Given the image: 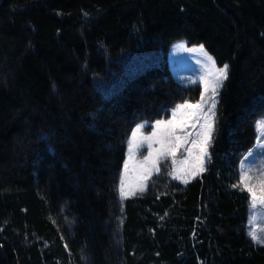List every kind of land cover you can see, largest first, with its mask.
<instances>
[{
	"label": "trees",
	"instance_id": "obj_1",
	"mask_svg": "<svg viewBox=\"0 0 264 264\" xmlns=\"http://www.w3.org/2000/svg\"><path fill=\"white\" fill-rule=\"evenodd\" d=\"M180 39L229 66L203 170L163 162L122 199L134 126L199 99L167 65ZM258 121L264 0H0V264H264L239 177Z\"/></svg>",
	"mask_w": 264,
	"mask_h": 264
},
{
	"label": "rangeland",
	"instance_id": "obj_2",
	"mask_svg": "<svg viewBox=\"0 0 264 264\" xmlns=\"http://www.w3.org/2000/svg\"><path fill=\"white\" fill-rule=\"evenodd\" d=\"M207 57L211 56L201 45L189 46L183 39L173 41L168 47L166 60L172 74L184 85L199 84L200 96L196 102L181 103L186 105L182 109H178L179 105H177L170 110L166 119L158 120L171 123L157 127V121L151 124L147 121H139L134 126L128 139L124 163L119 174L118 192L120 198L123 199L142 192L150 177L158 172L157 169H160L163 162L169 163V174L181 183H187L203 170L207 156L204 154L202 145L204 134L208 130L207 125L211 123V120L208 119L211 115L208 109L213 103V98L217 104L219 96L218 94L213 97L212 85L216 79V72L223 67L217 66L215 63L213 65V59L209 61ZM152 59L154 57L148 55L144 57V60L141 59L134 64L128 62L129 65L126 66L129 68L128 75H132L131 68L139 64L147 66ZM224 83L225 80H223V85ZM206 85L207 91H205ZM222 87L217 89L218 93ZM196 104H200L201 107L187 106ZM138 125H144V127L133 138L132 132ZM148 125L151 128L146 131ZM146 137L151 139H145ZM177 137H180L179 141H177ZM193 140L197 143L193 144ZM255 149V151L251 150L244 154L240 162L239 177L240 182L250 194L251 205L253 204V191L255 192L256 207H252L251 234L264 239V203L261 202L264 199V190H262L264 175L261 174L264 172V130H259ZM206 151H208V147ZM161 152L164 153L163 158H160ZM153 161H156L155 165ZM242 173H247L243 181L241 180Z\"/></svg>",
	"mask_w": 264,
	"mask_h": 264
},
{
	"label": "snow or ice",
	"instance_id": "obj_3",
	"mask_svg": "<svg viewBox=\"0 0 264 264\" xmlns=\"http://www.w3.org/2000/svg\"><path fill=\"white\" fill-rule=\"evenodd\" d=\"M182 47V45H181ZM201 51H203V49H201ZM209 59V61H212L211 57H207ZM213 65H214V61H212ZM228 65H224L222 68H219L218 71L216 72V79L213 82L212 85V91H213V97H215L216 95H218V91L217 89L219 87L223 86V80H226L228 78ZM205 91H207V85L205 86ZM202 99H203V93H202ZM186 105L185 104H181L178 106V109H182L184 108ZM193 108H200L201 105L200 104H196V105H187ZM216 101L213 98V103L211 105V107L208 109V112L211 114L208 119L211 120V123L207 125V132L204 134V141H203V145L202 148L204 149V154L205 156H207V147L210 146V141H211V137H212V133L214 132V125L216 123L215 121V115H216ZM174 115H175V111H174ZM166 123H171V122H164V121H157L156 125L157 127L164 125ZM144 125H138L137 128L132 132V137L135 138V136L137 135V133L141 132L143 129ZM257 128L258 130H264V121H258L257 122ZM155 135V134H154ZM145 139H151L150 137H146ZM180 140V137H177V141ZM193 144H196L197 141L193 140L192 141ZM149 147H151V145H149ZM164 153L161 152L160 153V158H163ZM146 160L148 159L147 157L145 158ZM210 159V157H209ZM156 161H153V164L155 165ZM157 171H159V169H157ZM262 175H264V172L261 173ZM247 176V173H242L241 174V180L243 181ZM251 191V189H249ZM262 190H264V188H262ZM262 203H264V199L261 200ZM252 207L255 208L256 207V203H255V192L253 191V204ZM252 235V239L254 240V242L256 243H260V244H264V239H260L258 238L255 234H251Z\"/></svg>",
	"mask_w": 264,
	"mask_h": 264
}]
</instances>
